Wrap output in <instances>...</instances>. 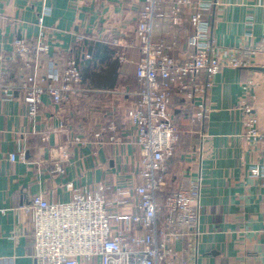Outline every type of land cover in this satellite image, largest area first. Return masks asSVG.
I'll return each instance as SVG.
<instances>
[{"label": "crops", "instance_id": "0c3cea01", "mask_svg": "<svg viewBox=\"0 0 264 264\" xmlns=\"http://www.w3.org/2000/svg\"><path fill=\"white\" fill-rule=\"evenodd\" d=\"M210 1L215 4L204 12L203 22L212 43L248 56L247 48L263 36L264 0ZM196 4L193 0L192 8ZM143 7L144 0H0V264H37L30 221L20 211L31 196L67 202L71 192L65 185L72 182L91 194L99 184L112 185L106 192L111 200L115 188L139 184L135 132L124 114L141 90L135 77L140 58L135 26ZM190 11L179 13L175 23L170 2H155L151 40L171 47L167 53L177 62L187 58L194 34ZM41 30L48 54L34 48L24 56L13 52L16 39L33 47ZM81 35L86 38L78 41ZM122 53L125 61L118 59ZM70 56L87 90L84 95L70 96L58 106L44 95L34 119L20 91L4 99L1 87H15L25 77L58 86ZM248 62L247 68H222L211 78L203 120L196 119L195 104L181 94L171 96L180 137L167 161L165 193L191 183L198 187L199 238L192 264H264V178L250 176V167L261 158L243 139L242 110L250 105L264 134V53ZM206 80L204 73L198 76L200 84ZM111 122L118 128V145L108 141ZM98 132L100 144L94 139ZM76 135L83 136L82 144L73 143ZM58 166L63 175L56 172ZM137 204L133 197L123 212L141 214ZM182 246H175L180 253Z\"/></svg>", "mask_w": 264, "mask_h": 264}, {"label": "built area", "instance_id": "2783aa9c", "mask_svg": "<svg viewBox=\"0 0 264 264\" xmlns=\"http://www.w3.org/2000/svg\"><path fill=\"white\" fill-rule=\"evenodd\" d=\"M170 16L176 23L179 13L191 8L189 22L194 34L189 39V53L182 62L170 56L163 43L151 40V25L155 16L156 0H144L135 26L140 58L136 63L135 77L141 86L135 106L125 111L126 125L135 132L134 145L139 151V184L132 188L117 187L113 199L106 197L112 185L99 184L93 194L85 188L67 182L71 192L67 202L53 203L42 195L31 196L22 211L29 219L33 258L37 264H192L199 230V190L196 184L178 186L165 193L167 161L173 157L180 132L173 120L171 96L185 97L186 103L197 106L196 119L203 120L208 112L205 89L211 86V78L222 68H247L248 59L256 53H264V32L260 43L247 48L246 57L234 52H224L209 38L208 27L203 22L204 12L215 2L210 0H168ZM41 30L35 47L23 39L13 42L16 55H27L30 48L42 54L49 53V45L43 42ZM78 36V41L85 39ZM114 44L119 42L114 41ZM249 57V58H248ZM125 61L123 53L118 58ZM207 80L199 83L198 76ZM60 84L52 86L46 80L38 82L25 77L17 83L1 87L4 99H14L16 90L23 94L27 114L34 119L42 97L49 96L54 105L67 102L70 96H82L87 90L82 86L78 65L68 57L60 72ZM250 101V100H249ZM250 104L251 101H250ZM243 139L249 148H255L261 160L250 167V176L264 178V134L259 132L258 118L250 105H244ZM117 125L111 122L106 131L111 134L109 143L120 144ZM101 132L94 135L100 144ZM74 144H82L83 136L76 135ZM15 155L9 156L10 161ZM23 159V155L20 156ZM56 172L65 171L57 167ZM138 198L139 215L123 212ZM161 198V200H160ZM163 216V220L161 219ZM140 230L144 234H140ZM181 253L176 250L182 244Z\"/></svg>", "mask_w": 264, "mask_h": 264}]
</instances>
